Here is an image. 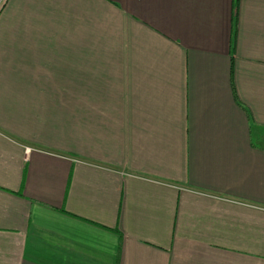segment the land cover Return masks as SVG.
<instances>
[{"label":"crops","instance_id":"1","mask_svg":"<svg viewBox=\"0 0 264 264\" xmlns=\"http://www.w3.org/2000/svg\"><path fill=\"white\" fill-rule=\"evenodd\" d=\"M0 264H264V0H7Z\"/></svg>","mask_w":264,"mask_h":264},{"label":"built area","instance_id":"2","mask_svg":"<svg viewBox=\"0 0 264 264\" xmlns=\"http://www.w3.org/2000/svg\"><path fill=\"white\" fill-rule=\"evenodd\" d=\"M6 2H7V0H0V11L4 7V5H5Z\"/></svg>","mask_w":264,"mask_h":264}]
</instances>
